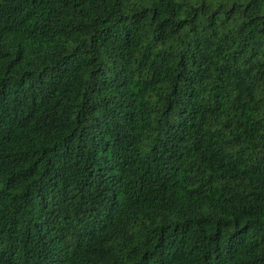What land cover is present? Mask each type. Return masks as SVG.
I'll use <instances>...</instances> for the list:
<instances>
[{"label": "trees", "instance_id": "trees-1", "mask_svg": "<svg viewBox=\"0 0 264 264\" xmlns=\"http://www.w3.org/2000/svg\"><path fill=\"white\" fill-rule=\"evenodd\" d=\"M0 264H264V0H0Z\"/></svg>", "mask_w": 264, "mask_h": 264}]
</instances>
